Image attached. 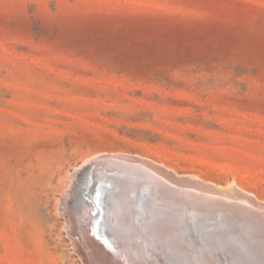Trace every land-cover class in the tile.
Here are the masks:
<instances>
[{
    "label": "rangeland",
    "instance_id": "374dc122",
    "mask_svg": "<svg viewBox=\"0 0 264 264\" xmlns=\"http://www.w3.org/2000/svg\"><path fill=\"white\" fill-rule=\"evenodd\" d=\"M106 155L140 157L264 204V0H0V264H149V250L154 264H168L151 239L189 247L194 264H230L220 259L224 249H242L215 238L220 231H209L203 215L201 237L183 216L189 204L155 200L169 197L162 189L141 203L144 184L134 203L121 189L128 206L113 199L96 211L99 221L107 211L105 226L118 230L113 242L93 232L86 196L69 220L61 208L75 171ZM126 209L145 213V229L126 222ZM164 214L183 218L173 232ZM232 222L221 230L237 234ZM88 248L99 251L94 262Z\"/></svg>",
    "mask_w": 264,
    "mask_h": 264
},
{
    "label": "bare ground",
    "instance_id": "6f19581e",
    "mask_svg": "<svg viewBox=\"0 0 264 264\" xmlns=\"http://www.w3.org/2000/svg\"><path fill=\"white\" fill-rule=\"evenodd\" d=\"M101 157H113V158H116V157H127V156H119V155H116V156H109V155H106V156H101ZM99 158L100 157H96L94 160H91L89 163L87 162V164L85 165V166H83L82 168H80V169H77L76 171H75V173H74V175H73V181H74V185H73V187L71 188V189H69L70 190V192H68L69 193V195H68V197H66V198H64V201H63V205H65V206H63L64 208H61V209H63L64 210V213L65 214H67L66 215V217H68V219L69 220H72L71 219V217H73V216H71L70 214V212H69V210L70 211H75V209L78 207V205H79V203H81L80 201V198H82V196H86V198H84L83 197V199H82V201H84L85 202V199H88V201H89V203L88 204H86L88 201H86V203H85V205L87 206L86 207V209H87V213H88V219H89V222H90V224H91V227L94 229L93 230V232L95 233V234H97L98 235V231L97 230H99V227H98V225H99V217H98V215H97V210H98V208H99V204H98V202H96L95 201V199L97 198V196H98V194H97V191H95V190H92V188L94 187V186H98V184L99 183H102V181L103 180H107V181H109V180H111V179H113L117 184H119V186H120V188L117 186L116 188H117V190H113V191H109L108 192V201L107 202H110V203H112L111 201H113V199H118V200H115V201H122L121 202V204L120 203H118V205H124V204H122L123 202H127V201H125L126 199L125 198H123L124 197V195L122 196V193L120 192V190L121 189H123V192H126V194L128 193V195L130 196V198L128 197V199H131V200H129V201H133L132 203H134V200H132V199H135V196H136V193L137 192H135V187H137L138 186V189L141 187V186H139L140 184L141 185H146V188L149 190H146V192L148 191V192H152V193H156L157 192V190L158 189H162L163 191H165V192H167L168 193V196L169 197H167V196H162L161 194L160 195H157V196H154L155 197V200L157 199V202L159 203V204H162V203H165V204H169V203H173L172 205H174V203H176V204H189L190 205V211L189 212H184V214H183V216H184V218L186 219V218H188V219H190L193 223H195V224H198L199 223V221L202 219L201 217H202V215L203 216H205L206 217V219L207 220H210L213 224H212V227H208L207 229H209V231H213L214 233H216V232H218V231H220V234H217V235H215L216 237L215 238H221V237H226L228 240H229V242L231 241V242H238L240 245H241V250H237V251H233L232 249H228V248H225L224 250H226L227 249V251H229L230 253H228L227 255H225V256H220V259L223 261V258L224 259H226L227 257L229 258V262H230V264H232V263H234L236 260H238V259H240V260H243V261H247V262H250V263H253V264H264V204H260V203H258L256 200H255V198L253 197V195H251V194H245V193H243L240 189H237V188H235V189H221V188H216V187H213V186H210V185H206V184H203V183H201V182H199L196 178H194V177H186V176H181V177H186V178H190V179H194L195 181H197V182H192V183H189V184H186L187 186H191V188H181V187H179V186H175V185H173L171 182H175L176 184H181L180 182H178L177 180H175L174 179V176L173 175H175L174 173H172V172H170V171H167V170H165V169H163L162 167H159V166H157V165H155V164H153V163H151V162H148V161H146V160H139V159H129V160H131L134 164H131V163H128V161L127 160H125V161H117V160H115V159H104V160H99ZM130 161V162H131ZM135 163H139L140 165H136ZM92 166V168H90ZM109 173V175H110V177H107V176H105V174L104 173H107V172ZM169 173V174H168ZM170 174H172V175H170ZM176 176H178V175H176ZM72 181V182H73ZM115 183V184H116ZM86 184H89V185H92V188L89 190V194H85V195H83V192L85 191V189H84V191H83V186H85ZM185 184V183H184ZM100 185V184H99ZM87 187H88V185H86ZM87 187H84V188H86V189H88ZM91 187V186H90ZM89 187V188H90ZM193 187H196V188H198L201 192H203L204 194H206V195H203V194H199V193H195L194 191H191V189L193 188ZM118 188H119V190H118ZM96 189V188H95ZM109 190V189H108ZM140 190V189H139ZM138 190V191H139ZM144 190V189H143ZM143 190H141V191H143ZM206 190H208V191H210L211 193H214L215 195L214 196H212V195H209V194H207L206 192H204V191H206ZM122 191V190H121ZM137 191V190H136ZM140 191V192H141ZM199 191V192H200ZM150 193H148L149 195H150ZM139 194V193H138ZM219 194H223V196H220ZM152 195V194H151ZM69 196H70V198H69ZM219 196V197H218ZM139 197V196H138ZM140 197H142V196H140ZM140 197L138 198V199H140ZM154 197H152L153 198V200H154ZM235 198L237 199V198H240L239 200L237 199V201L236 202H233V200H235ZM125 199V200H124ZM127 199V200H128ZM137 199V198H136ZM241 199H243V201H241ZM124 200V201H123ZM152 200V199H151ZM245 201V202H244ZM137 202V201H136ZM237 202H238V204H237ZM247 202V203H246ZM62 203V202H61ZM114 203V202H113ZM129 203V205L131 204L130 202H128ZM139 204H140V200H139V202H138ZM137 203V204H138ZM239 203H242V205H239ZM82 205H84V203H81ZM109 204V203H108ZM117 204V203H116ZM148 204V203H147ZM146 204V205H147ZM151 204V203H150ZM164 204V205H165ZM175 204V205H176ZM246 204H248V205H246ZM84 205V206H85ZM107 205V204H106ZM115 205V204H114ZM132 205V204H131ZM134 205H136V204H134ZM143 205V204H142ZM153 205V204H152ZM83 206V207H84ZM125 206H128L127 204H125L124 206H122L121 207V209L122 208H124ZM145 206V205H144ZM151 206V205H150ZM149 206V207H150ZM161 206H163V205H161ZM180 206V205H179ZM80 207L81 206H79L78 208L80 209ZM82 207V208H83ZM109 207V206H108ZM113 207V206H112ZM111 207V208H112ZM115 208V210L116 209H118V208H116V206H114ZM140 207V206H139ZM146 207V206H145ZM153 207V206H152ZM178 207V206H177ZM189 207V206H188ZM77 208V210H79ZM85 208V207H84ZM143 207L141 206V208L140 209H142ZM163 208H164V206H163ZM171 208V207H170ZM109 209V208H108ZM120 209V208H119ZM132 209H137V208H132ZM139 209V208H138ZM148 208H144V210H147ZM150 209H151V207H150ZM212 209H214V210H212ZM130 210L131 209H129V211H128V209H126V211L125 210H122V213H124L126 216H128V218L129 219H127V220H129V221H126V222H131L130 224L132 225H134V226H136V227H138V226H140L139 225V223H145V225H146V222H145V220H143L144 218L147 220V218L145 217V213L144 214H140V212H139V210H138V213H137V211L135 212V211H132V212H130ZM143 210V209H142ZM149 210V209H148ZM154 210V209H153ZM156 210H157V207H156ZM192 210V211H191ZM203 210H207V212H205V211H203ZM99 211H100V209H99ZM102 211V210H101ZM121 211V210H120ZM152 211V210H151ZM150 210H149V213L151 212ZM62 212V211H61ZM104 212V211H103ZM107 211H105L104 213H105V218L106 219H108L107 218V216L106 215H108V213H106ZM113 212V211H112ZM112 212H110V213H112ZM115 212H117V211H115ZM153 212V211H152ZM173 212V211H172ZM196 212V213H195ZM109 213V214H110ZM119 213V212H118ZM157 213H158V210H157ZM169 212H167V214H168ZM77 214V213H76ZM102 214V213H101ZM129 214H134V217L135 218H137L138 217V219L137 220H133L132 219V215H131V217H129L130 215ZM148 214V213H147ZM153 214H155L154 212L152 213V214H150V215H152V216H154ZM174 214V213H173ZM82 215H84V214H82ZM114 215H116V213L114 214ZM124 215V216H125ZM65 216V215H64ZM123 216V218H124V220H126L125 219V217ZM152 216L150 217L151 219H152ZM168 216H170V215H168ZM168 216L166 217V215L164 214V217H166L167 219H168ZM84 217V216H83ZM82 217V218H83ZM86 217V216H85ZM119 217V216H118ZM133 217V218H134ZM148 217V216H147ZM156 217V216H155ZM171 217V216H170ZM169 217V218H170ZM181 217V216H180ZM208 217V218H207ZM131 218V219H130ZM134 218V219H135ZM150 218H148V219H150ZM174 219V216L173 217H171V220L169 219V223L165 226V228H166V231L167 232H173L174 230H176V228H178V225H177V221H180V223H181V220L183 219V218H181V220H177V221H175V220H173ZM119 219V218H118ZM150 219V220H151ZM165 219V218H164ZM120 220H121V218H120ZM123 220V219H122ZM160 220H162V219H160ZM160 220L159 221H157L159 224H162V223H160ZM236 221V222H239L238 224L240 225V227H237V226H234V227H236L237 229L238 228H240V229H238L239 231H238V233L237 234H232V233H225L224 231H222L221 230V227L220 226H222V224L224 223V225H225V223L227 224V222H231V221ZM73 221V220H72ZM168 221V220H167ZM186 221V220H185ZM74 222V221H73ZM117 222H119V221H117ZM124 222V221H123ZM122 222V223H123ZM156 222V223H157ZM209 222V221H208ZM236 222H232V224H235ZM80 223V222H79ZM125 223V222H124ZM123 223V224H124ZM144 223H143V226H144ZM150 223H151V221H150ZM155 222L154 223H152V224H150L151 226L153 225V224H156ZM179 223V227H180V224ZM71 224H73V223H71ZM118 224V223H117ZM122 224V225H123ZM128 224V227H129V223H127ZM126 224V225H127ZM182 224L183 225H185V224H187L186 222L185 223H183L182 222ZM237 224V223H236ZM235 224V225H236ZM237 224V225H238ZM69 225V224H68ZM114 225H116V224H114ZM150 225H147L146 227L148 228V226H150ZM157 225V224H156ZM163 225H164V223H163ZM162 225V226H163ZM177 225V227L175 228V226ZM182 225V227H185V226H183ZM189 225H191V224H187V226H189ZM211 225V224H210ZM209 225V226H210ZM223 225V226H224ZM82 226V225H81ZM85 226V225H84ZM117 226H120V222H119V224L117 225ZM124 226H125V224H124ZM142 226V225H141ZM142 226V227H143ZM161 226V227H162ZM229 226H231V225H226V228H228ZM83 227V226H82ZM81 227V228H82ZM123 227V226H122ZM119 227L121 230L123 229V228H125V227ZM155 227V226H154ZM158 227H160V226H158ZM190 227V226H189ZM195 227V226H194ZM233 227V228H234ZM87 227L85 226V228H84V230L86 229ZM115 228V227H114ZM117 228V227H116ZM127 228V227H126ZM140 228V227H139ZM144 228V227H143ZM204 228H206V227H204ZM235 228V229H236ZM88 229H89V227H88ZM110 226H105V228H104V232L105 233H108V231H110ZM145 229V228H144ZM144 229H141V231L143 230L144 231ZM148 229H150V228H148ZM147 229V230H148ZM151 229H152V227H151ZM154 229V228H153ZM181 228H179V231H181V230H183L182 231V234H179L178 235V237L179 236H181V237H183L184 235H183V232H185L186 230L183 228V229H181ZM200 230V232H199V230ZM229 229H231L230 227H229ZM234 229V230H235ZM87 230V229H86ZM113 230H117V229H113L112 228V231ZM120 230V231H121ZM130 230H132V229H130ZM133 230H134V228H133ZM138 230V229H137ZM137 230L135 231V233L137 232ZM203 227H202V225H199L198 224V227H197V232H198V234L200 235L202 232H203ZM69 231H70V234L72 235H76V232H75V230L73 229V227H69ZM112 231H110V235H112ZM118 231V230H117ZM140 231V230H139ZM146 231V230H145ZM148 231H150V230H148ZM179 231H177V232H179ZM90 232V231H89ZM89 232H87L86 233V235H89L88 233ZM92 232V233H93ZM123 232H124V230H123ZM125 232H129L128 230H126ZM124 232V233H125ZM131 232H133V231H131ZM131 232H129V235H130V233ZM154 232H155V229H154ZM158 232V231H157ZM156 232V233H157ZM234 232V231H233ZM237 232V231H236ZM122 232H120V234L119 235H117L116 233V236H122V234H121ZM142 233H144V232H142ZM142 233H139L138 232V234H142ZM150 233H153V232H150ZM186 233V232H185ZM189 233V232H188ZM125 234H127V233H125ZM146 234V233H145ZM149 234V233H148ZM159 234V233H158ZM166 234V233H165ZM174 234H175V232H174ZM198 234H197V236H198ZM211 234H213V233H211ZM91 235V234H90ZM128 235V234H127ZM126 235V236H127ZM129 235H128V237H129ZM131 235H132V233H131ZM134 236H136L137 235V233L136 234H133ZM150 235V234H149ZM152 235H155V234H152ZM168 235H170V234H168ZM173 235V234H172ZM176 235V234H175ZM214 235V234H213ZM76 236H78V235H76ZM115 236V237H116ZM151 236V235H150ZM174 236V235H173ZM185 236H187L186 234H185ZM123 237V236H122ZM122 237H120V238H122ZM137 237H138V235H137ZM137 237H135V238H137ZM140 237V236H139ZM144 237H145V235H144ZM169 237H172V236H169ZM180 237V238H181ZM201 237H202V234H201ZM90 237H88V239H89ZM99 238H102V237H99ZM114 238V237H113ZM130 238H131V236H130ZM145 238H147V237H145ZM152 238V237H151ZM150 238V239H151ZM160 238V237H159ZM179 238V239H180ZM184 238V237H183ZM87 239V240H88ZM98 239V238H97ZM96 239V240H97ZM115 239V238H114ZM124 239V237L122 238V240ZM127 239V238H126ZM161 239H163L162 237H161ZM173 239V238H172ZM175 239V238H174ZM186 239V238H185ZM188 239V238H187ZM222 240H223V238H221ZM90 240V239H89ZM93 240V239H92ZM92 240H90L91 242H92ZM119 240V239H118ZM129 241H131L130 239H128ZM140 240V239H139ZM139 240H138V242H139ZM148 240V239H147ZM159 240V239H158ZM157 240V241H158ZM211 240H213L212 242H213V244H215L216 246H217V244L219 243V241L220 240H214V238L213 239H211ZM221 240V241H222ZM249 240H251V243H249ZM98 241H99V239H98ZM103 241V240H102ZM102 241L100 242V243H102ZM105 241V240H104ZM111 241V240H110ZM119 241H121V240H119ZM119 241H117V242H119ZM125 241V244H126V242L127 243H129L128 241H126V240H123V242ZM141 241V240H140ZM146 241V240H145ZM173 241V240H172ZM182 241H185L184 239L182 240ZM189 241V240H188ZM220 241V242H221ZM97 242V241H96ZM113 242V241H112ZM115 242V241H114ZM132 242V241H131ZM148 242H150V246H152L153 247V250H156V251H162V252H164V253H168V254H163L164 255V259L162 258V260H164L165 261V263H168V264H194L193 263V261H192V259L190 258V256H189V251L191 252V249L188 247V244H187V247H188V250L186 249V248H184L183 246V243L184 244H186L185 242H182L181 244L183 245V246H179V245H175V246H164V244L162 245L161 243L159 244V243H156V241L155 240H148ZM161 242L163 243V241L161 240ZM84 243V242H83ZM94 243V242H93ZM92 243V244H93ZM97 243H99V242H97ZM96 243V244H97ZM165 243V242H164ZM167 243V242H166ZM224 243V242H223ZM103 244V243H102ZM102 244H100V245H102ZM107 244V243H106ZM105 244V245H106ZM121 245L122 243H118V245ZM124 244V243H123ZM148 244V243H147ZM170 244V243H169ZM225 244V243H224ZM235 244V243H234ZM113 245H115V244H113ZM116 245H117V243H116ZM115 245V246H116ZM129 245V244H128ZM149 245V244H148ZM148 245H147V247H148ZM166 245H168V243L166 244ZM218 245H221V244H218ZM226 245V244H225ZM231 245V244H230ZM93 246H95V245H93ZM92 245H90V247H93ZM102 246H104V244L102 245ZM123 246V245H122ZM129 246H132V245H129ZM216 246H215V248H216ZM234 246V245H233ZM84 248H85V245L83 246ZM101 246H99V248H100ZM125 247V246H124ZM128 246L126 245V248H127ZM145 247V246H144ZM218 247V246H217ZM220 247V246H219ZM96 248V247H95ZM132 248V247H131ZM222 248V251H224L223 250V247H221ZM91 249V248H90ZM89 248L88 249H86L89 253L88 254H90V256H91V258L93 259H91L90 258V260H92L93 262H94V255L95 254H97V253H95V252H93V251H98V250H94L93 249V251H91ZM97 249V248H96ZM101 249V248H100ZM130 249V248H129ZM128 249V250H129ZM148 249V248H147ZM218 249V248H217ZM235 249H237V248H235ZM239 249V248H238ZM254 249H256V252H254ZM102 251H103V249H101ZM108 250H110V248L108 249ZM119 250H123V249H119ZM145 249H143V251H144ZM221 249L219 248V251H220ZM252 250H253V252H252ZM107 251V250H106ZM112 251V250H111ZM125 252H124V254H126V250H124ZM138 251V250H137ZM147 251V250H146ZM221 251V252H222ZM104 252V251H103ZM113 252V251H112ZM173 252V254H174V252L175 253H177V255H178V257L175 255H173V254H171V255H173V256H171L170 255V253H172ZM98 253H99V251H98ZM102 253V252H101ZM114 253H116V251H114ZM113 253V254H114ZM117 253H119V252H117ZM117 253H116V255H117ZM123 253V252H122ZM121 253V254H122ZM128 253V252H127ZM129 253H131V252H129ZM137 253V252H136ZM157 253H159V252H157ZM220 253V252H219ZM254 253H256L255 255H254ZM88 254H86V256L88 255ZM106 254V253H105ZM121 254H119V255H121ZM124 254H122V257L120 258V260L123 258L124 259V256L126 257L125 258V260H123L122 262H124V261H126V259L129 257H127V254L126 255H124ZM141 254V253H140ZM139 254V255H140ZM150 254H152V253H150V250H149V252H148V256L147 255H145V256H147V261H148V263L149 264H154V259L150 256ZM154 254L155 253H153V256H154ZM124 255V256H123ZM129 255H131V254H129ZM138 255V254H137ZM143 255V254H142ZM159 255V254H158ZM169 255V256H168ZM85 256V257H86ZM96 256H100L99 254H97ZM95 256V257H96ZM106 256H107V254H106ZM144 256V255H143ZM88 257H89V255H88ZM88 257L86 258V259H88ZM103 257V256H102ZM120 257V256H119ZM156 257V256H155ZM245 257V258H244ZM106 258V257H105ZM107 259V258H106ZM112 259V258H111ZM118 259V258H117ZM131 259V258H130ZM130 259H128V260H130ZM160 259H161V257H160ZM159 259V260H160ZM201 259H204V260H206V262H207V260H209V259H211L210 257H202V258H200V261L199 262H201ZM119 260V262H121ZM128 260H127V262H128ZM131 260H133V259H131ZM130 260V261H131ZM116 261V260H115ZM118 261V260H117ZM129 261V262H130ZM135 261H137L136 259H135ZM121 262V263H122ZM158 262H160V261H157L156 263L158 264ZM195 262V261H194ZM205 261H204V264H207ZM136 263V262H135ZM134 263V264H135ZM138 263V262H137ZM147 262L145 261V263L144 264H146ZM161 263V262H160ZM163 263V262H162ZM197 264H198V262H196ZM202 263V262H201ZM200 263V264H201ZM208 263H210V260L208 261ZM120 264V263H119ZM123 264H125V263H123ZM211 264H213V263H211Z\"/></svg>",
    "mask_w": 264,
    "mask_h": 264
},
{
    "label": "water",
    "instance_id": "95a60500",
    "mask_svg": "<svg viewBox=\"0 0 264 264\" xmlns=\"http://www.w3.org/2000/svg\"><path fill=\"white\" fill-rule=\"evenodd\" d=\"M139 159V160H145L143 158H140V157H130V156H127V157H116V158H113V157H100L99 160H104V159H115L117 161H125L127 160L128 163H131V164H134L131 160L129 159ZM131 161V162H130ZM136 165H140L139 163H135ZM92 168V166L90 167ZM105 176L107 177H110V175L108 173H104ZM169 174V173H168ZM172 175V174H170ZM174 176V179L177 180L178 182H180L181 184H176L175 182H171L173 185L175 186H179L181 188H191V186H187L186 184H189V183H192L194 182L195 180L194 179H190V178H186V177H181V176H176V175H173ZM197 182V181H195ZM185 183V184H184ZM100 184V185H99ZM98 186H94L92 188V190H95V191H98V196L97 198L95 199L96 202H98L99 206H101V208H105V203L108 201V192L109 191H113V189H115L117 187V185L114 183V181H106V180H103L102 183H99ZM92 187V185H89V187ZM86 187V186H85ZM96 188V189H95ZM105 189H109V190H106V192H104ZM206 192L207 194L209 195H212L214 196L215 194L214 193H211L210 191L206 190L204 191ZM89 189H86V194H89ZM220 196H223V194H219ZM141 199H142V202L141 203H146L148 201L149 198V194H148V191L146 192L145 190L142 191L141 193ZM216 196V195H215ZM219 197V196H218ZM238 200L240 198H237ZM237 199L235 198V201H237ZM234 201V200H233ZM241 201H243V199H241ZM245 202V201H244ZM247 203V202H246ZM248 205V204H246ZM103 217L101 216L100 214V221L101 223L98 225L99 227V230H97L98 232L100 231L102 233V237H104L105 239H107V241L111 240L113 241V237L110 236V231H108V233H105L104 232V228H105V223H106V220H105V213L102 214ZM188 220V219H187ZM192 224V223H191ZM193 230L196 231V228L193 226L192 228ZM87 263V262H85ZM87 264H91L90 261H88Z\"/></svg>",
    "mask_w": 264,
    "mask_h": 264
}]
</instances>
